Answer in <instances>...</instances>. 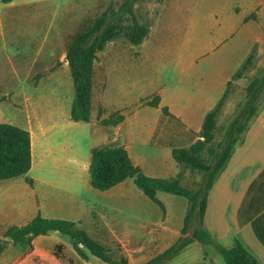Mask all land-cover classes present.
I'll list each match as a JSON object with an SVG mask.
<instances>
[{"label":"crops","instance_id":"obj_1","mask_svg":"<svg viewBox=\"0 0 264 264\" xmlns=\"http://www.w3.org/2000/svg\"><path fill=\"white\" fill-rule=\"evenodd\" d=\"M15 1H19V3L14 8H20V10L9 12V9L13 8V2L5 4L8 9L5 13L8 22L7 35L10 37L8 42L14 50L12 55L7 53V41L4 40V42H1L0 39V59L4 61L37 59L41 53V49L39 48L38 51L35 50L32 52L30 45L39 44L37 40L39 38L41 39V37V46L62 45L64 43V37H67L68 35H73L74 37L76 33L86 26L87 22H89V20H87L88 10L96 3V1L100 0H89L88 2L86 0L83 4H81L79 0H68L66 2L65 0ZM236 4L242 5L241 10L238 12H236L234 8ZM236 4L232 6L231 10L235 13H242V19L233 20L230 15H226L225 18L221 17L216 19L219 26L222 24V29L218 36L214 38V45L212 44L213 46L211 47L213 55L206 62L209 65L208 71L190 69V67L192 68L194 65H197L198 61L201 59V55L187 56L188 58L178 65L180 67L178 81L181 83V87L169 89L165 85H160L154 89L151 95L146 96L145 100L140 101L138 107L139 110H147L149 114L153 115L151 120H149L151 121V127L147 132L148 136L156 138L158 142L167 147L169 149L168 151L171 152V155L173 148L190 147L200 138L199 134L202 130L206 114L215 107L224 94L228 82L244 60L251 54L254 48L257 49L259 44L261 45L264 43V1L244 0L243 3ZM254 12H256L258 16H255V14H253ZM227 13L230 14L229 10ZM28 15L30 16L29 18ZM22 18L23 21H26L25 23H19V19ZM21 29H25L27 31L26 35L28 34L29 36L27 37L25 32L23 35V33L20 32ZM30 29L33 30L32 33L29 31ZM53 29L55 31H53ZM44 30H46L45 34ZM52 31L53 34L50 37L49 35ZM3 36L6 37V33L5 35L3 34ZM151 36L152 31L150 27V32L146 40ZM21 37L27 44V50L25 52L19 47V38ZM236 37H240L244 40V46H248L247 48H249V51L247 57L239 63V65L233 67L232 63L234 58H236L234 56L235 54H233L234 52H227L220 57V50L216 51L215 47L231 42ZM161 41L162 40L159 41V39H157V42L151 48V51H146L147 60L158 55V52L155 53L153 51ZM48 51L49 50H47L46 53ZM50 51L52 56L49 58L54 59L55 52L53 50ZM98 58L99 55L97 60ZM111 61L112 59L104 64L105 67L102 74L103 87L100 92L95 90L93 76L92 109L89 122H75L71 119V108L74 97L69 90L66 96L68 102L65 103L63 100L62 102L59 101L60 107L56 108L53 105L58 100L50 102L49 100L52 97L44 96V94L48 92V86L39 83L25 84L22 83L21 78H18L16 81L18 83L13 84L14 89H10L6 84L7 76L5 74V68L0 69V107L6 106L9 110L12 120V123L10 124L16 125L30 133L32 165L29 173H32L34 170L38 172L53 171L56 175H61L68 171L67 166L70 165V169H72L75 174L73 177L76 182L75 184L83 183V185L87 186L89 183L91 184V181L88 178L91 159H87V157L81 153L80 149L77 148L78 143L76 141L70 142L68 139H65L68 130L81 131L82 129L86 132L87 136L89 131L91 137H101L99 145L91 147V151L95 147L105 145L115 144L122 146L128 152L133 164L140 167L147 176H154L153 171L159 170L163 173H167L168 170H171L169 178L175 177L177 174L181 173L182 185L186 186L184 183L185 173L191 171L181 168L173 157V161L168 160L169 165H166L165 162H161L159 159L146 164L141 162L139 156L135 152H131L129 146L132 141V136L128 134L130 132H125L123 130L124 126L127 125L129 121V113L123 114L122 110L110 109L104 100L107 91V84L115 73ZM65 62L67 61L65 60ZM12 92L16 94H24L16 96L18 100H22V106L13 110L8 105V98L6 100L2 99L4 94ZM155 95L160 97V104L157 108L143 104L145 101L151 100ZM163 108H167L171 115H164ZM148 109L152 112H149ZM115 112H119L124 116V120L121 123L115 126H105L100 123L101 120L108 119ZM81 122L88 125L87 129L78 126ZM252 122L236 146L230 161L225 166L224 169L226 170L223 175L231 172L229 170L235 167L234 161L236 159H238V171L236 170V172H239V174H242L243 169H246L253 164H260L261 171H264V145L263 148L260 149L258 148L259 144L256 143L260 140L264 142V135L252 132ZM176 169H179V171L175 174ZM228 175L227 178H222V181L224 180L222 182L223 190L230 188L232 178H229ZM235 175L236 173L234 172V176ZM67 177L69 176L65 175L64 177H61V179L68 180ZM155 177L156 176L153 178ZM31 179L33 181L32 186H34L36 179L33 177H31ZM225 180H228V183L225 182ZM219 181L220 176L218 182ZM45 183L47 185L52 184L49 180H45ZM216 186L217 182L214 183V186L209 193L204 223L210 215L212 196ZM34 189V193L36 194V188ZM131 190L132 188L127 180L110 189V191H115L117 194L124 197L127 203L129 202L128 195ZM227 192L230 195V198H232V193L228 190ZM239 196L240 201L238 204H240V208L238 207L237 216L234 214L237 211L235 209L233 210L234 215L232 225L229 224L224 226L223 224L224 234L226 235L231 231L234 232L248 251L258 259L259 263L264 264L263 214L258 215V217L243 216L241 209V194H239ZM234 203L235 202H233V204ZM46 205L52 212L60 209V207L57 206V202H49V204ZM39 210L40 209L38 208L34 211L30 210L32 215L28 217L27 221L21 223L6 224L8 220L7 215L2 217V219L0 218V242L2 240L9 241V239L4 238V234L8 228L28 224L36 216L40 215ZM74 215V217L70 218L53 217L49 219H62L80 223L79 226L86 230L91 239L108 246L111 249L113 256H116L115 258L120 256L125 257L129 264H144L153 257L166 251L180 237L183 227V224L180 226H173L168 223L169 218L166 214L165 206L162 219L159 220V217L154 216V218H151L147 224L140 227H133L128 223L123 222L121 218L107 216L101 211L96 212L92 206L88 207L84 215L80 216L79 213L77 214V211ZM40 216L43 217L44 215L41 214ZM214 222V224L217 225H215V228L220 225L217 223V219L216 221L214 220ZM210 232L216 237L221 236L216 234L217 232ZM0 264L105 263L90 255L86 258H81L76 253L71 241L66 236L51 231L46 235H39L33 238L30 245H27L26 243H8L0 250Z\"/></svg>","mask_w":264,"mask_h":264},{"label":"rangeland","instance_id":"obj_2","mask_svg":"<svg viewBox=\"0 0 264 264\" xmlns=\"http://www.w3.org/2000/svg\"><path fill=\"white\" fill-rule=\"evenodd\" d=\"M68 0H65V2ZM86 0H79L83 4ZM89 0H87L88 2ZM125 0H100L88 10L87 20L89 22L100 15L113 2L115 8H118ZM244 0H139L134 6L135 14L138 21L142 24H148L151 27L152 36L139 46H134L124 37L116 38L106 44L104 49L98 53L99 58L94 67V85L95 90L100 92L103 87V69L105 63L112 59L111 63L115 69L113 77L107 84V91L104 97L105 103L110 109L122 110L123 114H128L129 121L124 126L125 132H130L132 141L130 150L136 153L141 162L149 164L159 159L169 165V161H173L169 149L157 141L156 138L148 136V130L151 125L152 114L148 111L139 110L141 100H145L146 96L153 93L154 89L160 85L167 88L181 87L178 81V66L187 56L201 55V59L197 65L190 69H198L208 71L209 65L206 63L212 57L211 47L214 45V38L221 32L222 24L219 26L217 18H225L230 15L233 20L242 19V13H235L231 10L236 3H243ZM264 1V0H263ZM19 1H13V8L9 12L20 10L14 8ZM242 5L236 4L235 11L241 10ZM77 9V8H76ZM229 10V13L227 11ZM7 6L0 3V39L1 42L7 41L6 51L10 55L14 48L8 42L10 37L7 35ZM31 14V13H30ZM255 16H258L254 12ZM22 15V14H21ZM234 15V16H232ZM260 15V14H259ZM24 16V15H23ZM30 16L28 15V18ZM257 19V17H256ZM20 22H26L19 19ZM25 20V18H24ZM87 22V24L89 23ZM23 23V25H24ZM86 24V25H87ZM125 25L131 24L129 19L124 20ZM32 33L33 30H29ZM43 31V30H42ZM44 30V34H45ZM53 31H55L53 29ZM50 32V37L53 34ZM25 32L26 30H20ZM6 37L3 36V34ZM29 36L28 34L26 35ZM41 37V36H40ZM73 35L64 37V43L56 46H41L39 38L37 45H30L32 52L41 49L37 59L26 60H7L0 59V69L5 68L6 84L8 88L14 89V85L21 78L22 83L44 84L48 86V92L44 96L52 97L49 101H57L54 107H60L59 101L68 102V90L75 97L72 76L66 60V51ZM161 43L154 49L157 53L156 57L146 59V51L157 42ZM19 47L22 51L27 50V44L23 38H19ZM264 42V40H263ZM244 40L236 37L231 42L224 45L216 46L215 50H220V57L227 52L235 54L233 67L239 65L248 55L249 48L244 46ZM213 44V45H212ZM49 50L47 53L46 51ZM55 52V58L50 59V53ZM216 53V52H214ZM24 54V53H22ZM21 55V54H20ZM47 57V58H46ZM103 62H102V59ZM106 60V61H105ZM264 70V43L259 44L255 51V59L252 68H250L245 77L233 82L230 95L217 118V128L215 131V142H219L230 120L235 115L237 109L246 100V87L253 77L260 75ZM69 80V83H68ZM64 89H63V86ZM61 86V88H60ZM24 94L6 93L2 99L8 98V105L11 109L22 106V100H18L16 96ZM149 112H152L148 109ZM0 123H12L10 112L6 106L0 107ZM87 129V124L81 122L78 125ZM252 132L264 135V94L259 107L258 115L253 120ZM88 136L85 131L68 130L65 139L76 141L81 153L91 159V147L99 145L101 137ZM101 143V142H100ZM255 143V142H254ZM258 148L262 149L264 142L262 140L256 142ZM239 150V149H238ZM169 158V159H168ZM237 158V157H236ZM254 158V157H253ZM169 160V161H168ZM238 159L234 161V168H231L226 175H223L226 169H223L218 175L215 183L217 186L213 192L212 202L210 206L209 218L204 223V229L213 237V239L230 248L234 240L239 237L234 232L224 234L223 227L232 225L233 215L238 212L240 204L238 202L239 194L242 197V214L249 217H258L263 214L264 217V171H261L260 164L243 169L242 174L236 172ZM68 165V171L63 174L56 175L55 172L44 171L38 172L34 170L15 179L0 181V218L6 216L8 220L6 224L21 223L28 220L32 215L30 210L40 209V215L43 217H74L77 211L80 216L84 215L89 206H92L96 212H103L107 216H115L121 218L123 222L133 227H140L147 224L154 216L162 219L164 210L147 198L133 183L128 179L132 190L128 195L129 202L115 191H99L94 189L91 184L83 185V183L75 184L74 172ZM227 168V167H226ZM171 170L163 173L159 170L153 171L155 178H169ZM179 171L176 169L175 174ZM238 171V170H237ZM234 172L236 175L234 176ZM230 173V174H229ZM229 174V175H228ZM67 177L68 180H62L61 177ZM232 178L230 188L223 190L222 178ZM152 176V177H154ZM220 176V181L219 180ZM234 176V177H233ZM247 176V177H246ZM33 177L36 179L34 186L27 183L26 178ZM88 178L91 181L90 171ZM202 177L197 172L185 173V185L194 188L201 181ZM45 180L52 182L47 185ZM246 181V182H244ZM228 183V180H225ZM244 183V184H243ZM36 188L37 193H34ZM232 193V198L228 194ZM230 193V194H231ZM158 199L164 204L166 214L168 215V223L175 226L183 224L187 209V200L183 197L175 196L169 193L159 192ZM235 199V201H234ZM49 202H57L60 207L55 212L50 211L46 204ZM233 202H235L233 204ZM27 208V209H26ZM27 211H26V210ZM237 210L233 214V210ZM23 212V213H20ZM6 218V217H5ZM220 225L215 228L214 220ZM224 224V226H223ZM217 226V225H216ZM89 228V225H88ZM221 235L216 237L212 234ZM190 236V233L187 234ZM116 257V256H115ZM226 264L223 257L216 251L212 245H203L198 242L192 243L180 255L174 258L168 264Z\"/></svg>","mask_w":264,"mask_h":264},{"label":"trees","instance_id":"obj_3","mask_svg":"<svg viewBox=\"0 0 264 264\" xmlns=\"http://www.w3.org/2000/svg\"><path fill=\"white\" fill-rule=\"evenodd\" d=\"M13 1L0 0L3 4ZM137 1L139 0H125L118 8L110 2L100 15L76 33L68 45L66 60L75 93L71 108L73 121L89 122L91 119L94 65L98 53L108 42L116 38L124 37L132 45L139 46L149 35V25L140 23L135 14L134 6ZM125 19H129L131 24L125 25ZM255 51L256 48L240 65L228 82L222 97L206 114L199 134L200 138L190 147L172 149V157L181 168L201 175L202 179L196 187L190 188L182 185L181 173L167 179L147 176L140 167L133 164L128 152L122 146L112 144L92 149L90 174L91 186L94 189L107 191L131 179L147 198L163 210L164 205L157 197L158 192L169 193L187 200L188 205L180 237L166 251L144 264H168L194 242L212 245L226 264H260L239 239L236 238L232 247L227 248L217 243L204 229L209 193L218 175L230 161L243 134L258 115L262 102L264 70L260 75L250 79L246 87L245 102L237 109L219 142H215L217 118L230 95L233 82L244 78L246 72L252 68ZM143 104L157 108L160 104V97L155 95ZM163 113L171 115L167 108H163ZM123 120L124 116L115 112L108 119L101 120L100 123L105 126H115ZM31 165L30 133L16 125L0 123V181L26 175ZM26 181L30 185L33 184L29 177ZM79 224L68 220L43 218L38 215L26 225L8 228L4 238L9 241L2 240L0 250L8 243L30 245L33 238L55 231L71 241L74 250L81 258L90 255L105 264H129L125 257L115 258L108 246L91 239ZM189 233L190 236H187Z\"/></svg>","mask_w":264,"mask_h":264},{"label":"water","instance_id":"obj_4","mask_svg":"<svg viewBox=\"0 0 264 264\" xmlns=\"http://www.w3.org/2000/svg\"><path fill=\"white\" fill-rule=\"evenodd\" d=\"M67 61V60H66Z\"/></svg>","mask_w":264,"mask_h":264}]
</instances>
